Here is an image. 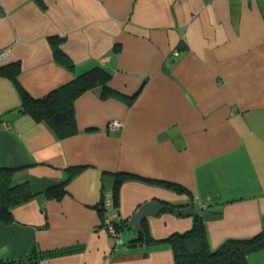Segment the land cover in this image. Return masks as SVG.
Masks as SVG:
<instances>
[{
    "label": "crops",
    "instance_id": "obj_1",
    "mask_svg": "<svg viewBox=\"0 0 264 264\" xmlns=\"http://www.w3.org/2000/svg\"><path fill=\"white\" fill-rule=\"evenodd\" d=\"M0 55L15 65V80L0 74V166L32 192L0 221V262L175 264L163 239L193 218L165 202L201 213L211 251L264 230V0H0ZM96 66L111 78L74 101L75 134L20 110L17 84L40 98ZM117 173L130 175L121 242L100 206ZM151 199L161 210L142 226L156 241L132 246L126 222ZM246 264H264V247Z\"/></svg>",
    "mask_w": 264,
    "mask_h": 264
},
{
    "label": "trees",
    "instance_id": "obj_2",
    "mask_svg": "<svg viewBox=\"0 0 264 264\" xmlns=\"http://www.w3.org/2000/svg\"><path fill=\"white\" fill-rule=\"evenodd\" d=\"M54 50L59 56H63L61 48L54 43ZM14 64L0 66V74L8 75L15 80ZM17 68V64H16ZM111 74L105 69L96 66L81 74L76 75L69 82L57 87L40 98L29 96L18 84L17 87L21 95L20 110L30 114L37 120L45 121L62 139L75 134L78 131L74 101L85 91L96 86H105L110 80ZM12 168L0 166V221L8 223L13 220L12 208L28 199L32 192L28 183L22 182L13 184L11 176ZM74 169H69L68 178L74 173ZM126 173H117L113 185V196L117 201V192L121 182L129 177ZM66 179V180H67ZM175 191L183 192L186 189L176 183L159 181ZM65 182L50 187L45 190V195L59 199L64 193ZM178 204L165 202L163 210L178 213ZM192 226L183 232H174L163 239L172 248L175 264H246L248 253L264 247V230L245 239H229L222 243L216 250L211 251L208 247L206 232L201 213L195 212L192 215ZM143 233L138 238L131 240V245L136 246L140 241L155 242L147 233L145 225L142 226ZM69 249L65 250L68 251ZM63 252V251H62ZM61 251L47 253L52 255ZM42 255H30L28 264H38ZM23 259L0 262V264H23Z\"/></svg>",
    "mask_w": 264,
    "mask_h": 264
},
{
    "label": "built area",
    "instance_id": "obj_3",
    "mask_svg": "<svg viewBox=\"0 0 264 264\" xmlns=\"http://www.w3.org/2000/svg\"><path fill=\"white\" fill-rule=\"evenodd\" d=\"M174 54L176 55L177 52L174 51ZM119 124L120 123L118 121L112 120L108 123V126L115 128L119 126ZM100 206L105 211L104 226L107 233L114 237L116 242H121L122 238L116 223V219L118 218L119 214L112 192H102Z\"/></svg>",
    "mask_w": 264,
    "mask_h": 264
},
{
    "label": "water",
    "instance_id": "obj_4",
    "mask_svg": "<svg viewBox=\"0 0 264 264\" xmlns=\"http://www.w3.org/2000/svg\"><path fill=\"white\" fill-rule=\"evenodd\" d=\"M161 210V204L155 200H148L142 203L136 211L131 215V217L127 220V226H133L135 229L143 233L142 223L143 221L149 217L157 215ZM178 212L182 215H193L194 207L192 206H183L180 207Z\"/></svg>",
    "mask_w": 264,
    "mask_h": 264
}]
</instances>
